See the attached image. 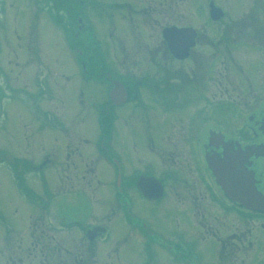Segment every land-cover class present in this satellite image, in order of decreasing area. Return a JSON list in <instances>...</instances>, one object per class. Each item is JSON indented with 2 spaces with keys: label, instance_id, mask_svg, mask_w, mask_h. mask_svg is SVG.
<instances>
[{
  "label": "flooded vegetation",
  "instance_id": "af4514ba",
  "mask_svg": "<svg viewBox=\"0 0 264 264\" xmlns=\"http://www.w3.org/2000/svg\"><path fill=\"white\" fill-rule=\"evenodd\" d=\"M183 2L34 1L64 21L81 71L36 169H52L49 206L19 174L32 232L8 264H264V232L258 251L250 237L264 212L228 196L217 169L264 194V0H208L199 24ZM172 28L194 35L181 56Z\"/></svg>",
  "mask_w": 264,
  "mask_h": 264
},
{
  "label": "rangeland",
  "instance_id": "374dc122",
  "mask_svg": "<svg viewBox=\"0 0 264 264\" xmlns=\"http://www.w3.org/2000/svg\"><path fill=\"white\" fill-rule=\"evenodd\" d=\"M34 1L0 0V264H8L7 255L17 248L18 237L32 232L28 216L35 203L23 195L17 183L23 169L35 181L29 186L31 191L45 196V203L50 205L52 169L46 166L41 177L36 169L41 164L45 166L47 157L52 158L53 104L63 109L66 102L62 93L81 71L77 59H72L77 53L67 46V31L60 26L65 25L64 21L51 22V16L39 10ZM216 1L224 9L227 7V0ZM180 6L186 20L206 22L208 0H184ZM93 18L97 24L96 16ZM96 38L97 35L93 39ZM69 61H73L71 69ZM254 227L250 237L255 244L251 249L257 250L261 246L256 236L264 230L258 224ZM24 242L28 244L26 238Z\"/></svg>",
  "mask_w": 264,
  "mask_h": 264
},
{
  "label": "water",
  "instance_id": "95a60500",
  "mask_svg": "<svg viewBox=\"0 0 264 264\" xmlns=\"http://www.w3.org/2000/svg\"><path fill=\"white\" fill-rule=\"evenodd\" d=\"M215 5L211 2L210 8L215 12ZM165 37L169 40L170 48L176 53L177 56H181L180 50L184 48L186 51L188 47L193 44L194 35L191 28H172L165 31ZM180 40H185V44H182ZM221 172L222 187L224 191L233 200L240 202L248 209L264 212V195L257 191L252 183V177L241 181V177H236L231 168L228 165L217 168ZM238 176V175H237Z\"/></svg>",
  "mask_w": 264,
  "mask_h": 264
}]
</instances>
